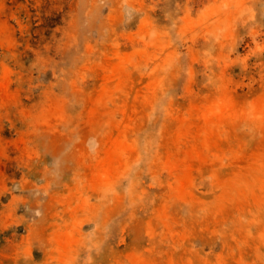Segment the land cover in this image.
Returning a JSON list of instances; mask_svg holds the SVG:
<instances>
[{
	"label": "rangeland",
	"instance_id": "obj_1",
	"mask_svg": "<svg viewBox=\"0 0 264 264\" xmlns=\"http://www.w3.org/2000/svg\"><path fill=\"white\" fill-rule=\"evenodd\" d=\"M0 264H264V0H0Z\"/></svg>",
	"mask_w": 264,
	"mask_h": 264
}]
</instances>
